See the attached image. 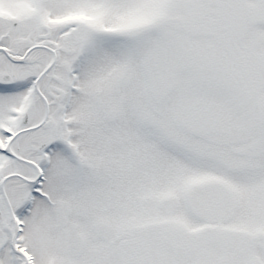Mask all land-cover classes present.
Instances as JSON below:
<instances>
[{
	"label": "rangeland",
	"instance_id": "obj_1",
	"mask_svg": "<svg viewBox=\"0 0 264 264\" xmlns=\"http://www.w3.org/2000/svg\"><path fill=\"white\" fill-rule=\"evenodd\" d=\"M0 47V264H264V0H0Z\"/></svg>",
	"mask_w": 264,
	"mask_h": 264
},
{
	"label": "flooded vegetation",
	"instance_id": "obj_2",
	"mask_svg": "<svg viewBox=\"0 0 264 264\" xmlns=\"http://www.w3.org/2000/svg\"><path fill=\"white\" fill-rule=\"evenodd\" d=\"M40 51V52H38V53H36V54H42V55H48V54H50L51 55V49L50 48H48L47 46H33V47H31V51H30V53H29V55H27L26 56V58H28L29 56H30V54L31 53H34L35 51ZM51 61L52 60H50V61H46L45 63H51ZM24 62V61H23ZM25 183L26 184H28L29 186H33L34 185V183L33 182H30V181H25ZM5 200V202H6V199H4ZM22 201H25V199L24 198H22ZM7 207H8V209H10V206L9 205H7ZM11 217H12V215L10 214V218L5 222V223H2V216H1V212H0V223H1V228H0V239H4L5 237H6V233H7V231H8V225L11 223ZM11 237V233H10V236H9V238ZM10 241V240H9ZM1 243H3V241H1L0 242V244ZM4 244V243H3Z\"/></svg>",
	"mask_w": 264,
	"mask_h": 264
},
{
	"label": "water",
	"instance_id": "obj_3",
	"mask_svg": "<svg viewBox=\"0 0 264 264\" xmlns=\"http://www.w3.org/2000/svg\"><path fill=\"white\" fill-rule=\"evenodd\" d=\"M2 81H3V82H9V81H10V77L5 76V77L2 78ZM21 123H22L23 125H25V124L27 123V115H26V114H25L24 117L22 118ZM45 146H46V144L41 145V146L39 147V150H42ZM1 247H2V246H0V249H1Z\"/></svg>",
	"mask_w": 264,
	"mask_h": 264
}]
</instances>
